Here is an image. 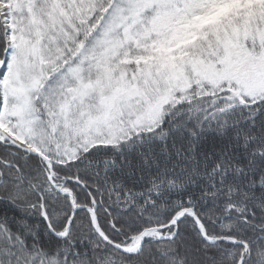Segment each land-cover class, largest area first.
<instances>
[{"label":"snow or ice","instance_id":"obj_1","mask_svg":"<svg viewBox=\"0 0 264 264\" xmlns=\"http://www.w3.org/2000/svg\"><path fill=\"white\" fill-rule=\"evenodd\" d=\"M0 264H264V0H0Z\"/></svg>","mask_w":264,"mask_h":264}]
</instances>
